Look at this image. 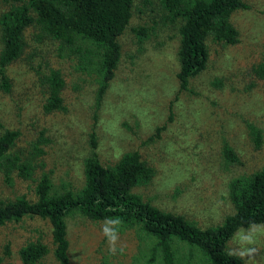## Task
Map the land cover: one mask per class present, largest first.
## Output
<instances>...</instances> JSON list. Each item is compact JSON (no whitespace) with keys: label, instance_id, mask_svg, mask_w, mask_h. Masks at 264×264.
Instances as JSON below:
<instances>
[{"label":"rangeland","instance_id":"1","mask_svg":"<svg viewBox=\"0 0 264 264\" xmlns=\"http://www.w3.org/2000/svg\"><path fill=\"white\" fill-rule=\"evenodd\" d=\"M243 1L248 7L230 15L237 42L208 39L206 67L189 78L186 89L177 78L180 22L171 23L156 2L135 0L118 37V64L101 96L99 56L87 41L67 50L31 38L35 62L24 58L7 67L13 83L9 92L0 89V133L18 130L13 149L23 156L32 147L42 148L43 167L30 180L14 175L5 182L0 174V199H35L43 173L58 191L78 190L85 183V160L94 153L112 166L123 153L137 151L154 170L148 184L134 189L144 201L203 228L220 224L235 210L230 181L264 165V79L251 70L264 58V0ZM138 26L147 28L143 40L134 31ZM45 60L65 79L63 111H43L46 88L38 71ZM257 131L259 147L253 141ZM227 147L237 161L231 162ZM109 220L116 219L93 220L76 210L65 217L71 264L159 262L157 239L139 224L116 225V251H110L103 233ZM38 239L49 251L37 264H58L51 225L37 216L0 227L1 264H23L20 248ZM171 248L175 264H211L200 249L179 239L171 240ZM227 250L246 264H264V224L237 230Z\"/></svg>","mask_w":264,"mask_h":264},{"label":"trees","instance_id":"2","mask_svg":"<svg viewBox=\"0 0 264 264\" xmlns=\"http://www.w3.org/2000/svg\"><path fill=\"white\" fill-rule=\"evenodd\" d=\"M156 2L167 11L171 23L180 22L178 49L180 89H186L190 77L205 69L208 60V39L226 44L237 42V30L230 15L248 5L243 0H146ZM135 0H0V89L9 92L12 80L7 67L24 58L35 62L29 40H48L63 49L79 48L78 41H87L97 51L101 72L98 94L104 92L120 57L118 37L130 22ZM32 29L30 38L27 30ZM140 40L148 36L145 26L134 28ZM93 50V51H94ZM31 55V56H30ZM38 78L46 88L45 113L65 110L62 96L65 79L61 71L39 65ZM258 79H264V58L251 68ZM260 131L253 136L256 147ZM18 130L0 133V174L5 182L14 175L22 180L34 178L35 170L43 167V149L32 147L27 155L13 149ZM90 143H96L91 136ZM231 162L237 161L227 147ZM154 175L137 151L125 152L112 166L103 165L96 154L84 163L85 183L78 190L52 188L49 176L43 173L34 188L35 199L24 195L0 199V227L18 222L25 216L49 221L54 243L53 254L58 264H71L68 255L65 217L78 211L93 220L119 219L124 225L139 224L157 239L161 258L156 264H175L171 248L173 238L200 249L211 264H246L244 259L227 250L228 241L240 228L264 224V165L258 170L230 181L229 197L235 210L220 224L200 227L184 216L163 211L144 201L134 192L148 184ZM49 249L40 239L30 241L19 250L23 264H37ZM1 264V259H0ZM14 264V263H12ZM152 264H155L152 262Z\"/></svg>","mask_w":264,"mask_h":264},{"label":"clouds","instance_id":"3","mask_svg":"<svg viewBox=\"0 0 264 264\" xmlns=\"http://www.w3.org/2000/svg\"><path fill=\"white\" fill-rule=\"evenodd\" d=\"M120 223L119 219L116 220H109L106 225L103 227V233L108 239V243L110 246V251L115 252V244L118 240V233L116 230V225ZM247 239V238H246ZM241 255H244V253H241Z\"/></svg>","mask_w":264,"mask_h":264}]
</instances>
